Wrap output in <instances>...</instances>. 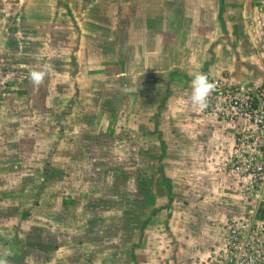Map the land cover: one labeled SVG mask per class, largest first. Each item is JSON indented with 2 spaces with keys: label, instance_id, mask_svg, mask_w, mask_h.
I'll list each match as a JSON object with an SVG mask.
<instances>
[{
  "label": "crops",
  "instance_id": "crops-1",
  "mask_svg": "<svg viewBox=\"0 0 264 264\" xmlns=\"http://www.w3.org/2000/svg\"><path fill=\"white\" fill-rule=\"evenodd\" d=\"M95 1L97 0H52L50 5L59 7H48L46 0L38 2L40 5L29 3L24 20L29 25L36 24L49 30L53 36V30H63L66 27L73 29L74 21L77 25H82L86 32L90 29L91 34L98 26L100 30V24L109 23L114 27L116 40L112 41L115 45L112 42L104 52L102 63H98L97 73L101 78L113 77L116 80V90L113 93L115 98L109 99L108 94L104 95L106 101L110 100L109 103H113L118 112L114 120L110 151L113 149L115 154L116 174L120 172L117 166H121L124 172L121 176L127 178L125 181L115 180L114 186L110 183L111 189L115 190L114 194L108 195L102 191L99 195L90 196L96 198L93 206L90 205L91 199L89 204L79 205L80 198L64 194L68 192L63 189L62 181L71 172L76 173L74 166L78 162L84 163L83 160L74 159L76 148L79 149L82 144L80 149L84 153H91L94 140L88 142L85 137L82 140L88 129L82 120L73 121V116L70 119L71 114L67 109H64L66 114L63 117L68 116V119L59 125L53 124V119L49 120L51 116L57 117V112L43 115L37 101L40 94L29 82L27 70L25 78H14V87H11L0 105V123L8 120L9 114L18 115L14 124L18 123L15 131L20 138L17 137L16 141V148L19 150L16 154L18 161L13 165L16 168L8 167L7 172L1 169L3 178H0V187L3 188H0V204L4 210L0 216V254L5 250L11 252L10 247L14 246L13 255L17 257V244H25L26 241L38 247L42 236L49 237V242L53 237L57 242L58 236L50 233L45 235L36 226V221L35 227L31 228L34 223L31 213L33 205L28 203L31 193H34V197L39 187L47 186V191L53 188L51 196L46 197L45 190L41 189L39 195L47 203L57 206L59 211L70 212L73 208L82 211L85 208L88 220L91 213L100 214L105 211L110 217L113 215L112 223L116 233L121 236L120 242L126 240L128 230L135 237L126 241L130 248H124V251L129 248L126 252L130 253L131 262L132 257L134 261L137 260L141 250L145 248L151 252L155 249L168 262L173 259L192 264L198 258H205L211 252L207 251L214 242L213 250L218 245L219 224H211L210 220L221 213H239L242 207L226 190L229 179L211 176V160L228 154L231 147L230 136L226 128L215 124L212 119H200L198 110L187 102L191 93V80L197 72L222 74L235 82L250 86L264 77L262 39L248 30L251 28L250 24L256 25L258 9L254 8V2L259 0H100L98 4ZM111 3L116 5L114 15H106V8H110L108 4ZM80 4H86L92 14L97 9L95 14L99 16V23L91 17L78 22L73 13L76 9L74 5ZM159 7H162V12H156ZM120 64L123 67H119ZM65 73L62 76L67 77L68 74ZM2 74L0 71V76ZM143 86L150 88L153 93H146L140 100L132 92ZM22 87L25 90L16 92L17 88ZM53 96L55 98L52 99L57 100L59 92H54ZM68 96L67 99L71 97ZM16 97L23 99L24 107L30 105L31 108L5 106V102L9 99L12 102ZM142 99L151 108L146 112L145 121L138 120L135 113L139 111L137 104ZM80 112H83L80 116L85 114L84 110L80 109ZM111 115L115 116L114 113L109 114ZM118 119L120 124H117ZM179 119H183L185 123L175 122ZM106 120L105 126L111 132V118ZM153 137L155 142L152 141ZM27 139L29 142L24 144ZM149 140L152 141L150 146ZM160 141L163 151L158 162ZM134 147L136 151L131 153ZM157 163L160 164V170L156 167ZM3 164L0 159V166ZM71 164H74L73 169L72 166L71 169L68 168ZM141 164L144 168L140 167ZM162 173L169 181V201L165 186L160 180ZM2 180H6V183ZM188 181H194L195 194L188 192L190 186H185ZM32 182L36 189L30 191ZM186 196L198 199L189 201ZM20 198H25V201ZM177 209L180 211L176 219L179 223L172 226L173 211L176 212ZM189 209L196 215L187 217ZM192 219L195 221L189 223ZM88 220L80 224L84 230L91 225ZM110 220L108 217L99 219V226ZM95 224L98 225V222ZM32 237L35 240L33 242L29 240ZM55 242L50 244H58ZM54 253L49 250L44 258L35 253L36 260L25 257L24 263L46 261ZM103 255L98 264L107 263L108 258ZM147 259L152 261L148 263L156 264L153 258Z\"/></svg>",
  "mask_w": 264,
  "mask_h": 264
},
{
  "label": "rangeland",
  "instance_id": "rangeland-1",
  "mask_svg": "<svg viewBox=\"0 0 264 264\" xmlns=\"http://www.w3.org/2000/svg\"><path fill=\"white\" fill-rule=\"evenodd\" d=\"M40 1L41 0H0V71L3 72V70H5L9 74H13L14 78H25V72L27 70L26 74L31 70L41 69L45 64L50 66L51 71L46 76L44 84L40 87H35L34 89L40 94L37 101L39 102V107L42 108L43 115H50V113L53 114L57 112V117L51 116L49 120L53 119V124L55 123V125H59L68 119V116L63 117V115L66 114L64 109H67L71 114L70 119L73 116V121L76 120L79 122L82 120L88 129V133L83 134L82 140H84V137L88 142L94 140L92 146L93 151H91V153H84V151L80 149L82 144H80L79 149L76 148L73 155L74 159H79V161L83 160L84 163L78 162L76 166H74L76 173L73 174L71 172V174L66 176L65 180L62 181L63 189L68 192L64 194L66 196H69L70 194L76 198H80L79 205L89 204L91 199L90 205L93 206V203L95 202L94 199L96 198H91L90 196H94L95 194L99 195L102 191H105L108 195L114 194L115 190L111 189L110 183L114 186L115 180L125 181L127 178L121 176L124 174L121 166H117V168L120 169V172L117 173L119 176L116 174L115 165L117 164L115 163V154L113 149L110 151L114 137V120L118 116V112L114 108V104L109 103L110 100L106 101L104 95L105 93L108 94L110 96L109 99L115 98L113 97L115 96L113 93L114 90H116V80L113 79V77L101 78L102 76L100 77L97 73L99 70L98 65L102 63L104 52L112 44V39L114 41L116 40V32L112 25L105 23L100 24V30L98 26L96 31L91 34L89 32L91 31L90 29L86 32L85 29H82L84 28L82 25H77L74 21L73 29L66 27L63 30H53L55 32V36H53L49 30L42 29L36 24L29 25L27 21L24 20V16L28 12L27 5L29 3L40 5L41 3H38ZM99 1L100 0H97L95 2L98 4ZM105 1L114 2V0ZM46 2L48 3V7L55 5H50L52 0H46ZM96 3L94 6L97 8ZM254 5L256 6L253 7L258 9V20H255V26L250 24L251 28H248V30L250 33L256 34L257 38L260 37L262 39L261 44L264 45V2L256 1L254 2ZM55 6L59 7V5ZM74 6L76 9L73 13V17L77 19L78 22H84V20L86 21L91 17L97 19L99 23V16L95 14L97 9L93 10L95 13L93 12L92 14L86 4ZM108 6L110 8H106L105 14L114 15L116 5L111 3L108 4ZM118 11L120 10L118 9ZM156 12H162V7H159ZM38 18L42 19L43 17ZM58 39L60 40L57 41ZM37 56L40 57L39 61L36 59ZM119 67H123V65L120 64ZM12 69L15 70V74L12 73ZM65 72L68 74L67 77L62 76L66 75ZM51 82L54 83L51 84ZM13 91H15V89ZM53 91L55 93L57 91L59 92L57 100L52 99V97L55 98V96H53ZM132 93L136 95V97H140L141 100L143 95L153 92L152 90L150 92V88H145L143 86L138 89V91L135 90ZM68 95H71V97L67 99ZM11 99H13V97ZM11 99L5 102V106L27 109L31 108L30 105L28 107L23 106V99L16 97L15 100L10 102ZM127 99L129 98L127 97ZM143 99L142 102L139 100V103L137 104L139 105V111L135 113L137 114L136 118L138 117V120L142 119V121H145L146 112L151 108ZM34 100L35 99L33 98V102ZM80 109L85 112L83 116L79 115L83 113L80 112ZM110 113H114L115 116H109ZM138 114L141 115L138 116ZM9 116L8 120L0 123V159L4 162V164L0 166V178H3L1 169H5L4 172H7L6 170H9L8 167H11V169L16 168V166L13 165L16 160L18 161L16 154L19 150L16 148V141L17 137L18 139L20 138L18 136L19 133H16L15 131V125H18V123L14 124L18 119V115L12 116L9 114ZM45 117L47 118L49 116ZM108 118H111L110 122L113 123L111 132L108 131L105 126L107 122L106 119ZM175 122H178V124L185 123L183 119L176 120ZM128 123L129 121L127 124ZM117 124H120L119 119L117 120ZM145 124L146 123L143 125L145 126ZM119 136L120 134L118 135V141ZM29 139H27L24 144H27ZM152 141L155 142L154 137ZM152 141H148V146L152 144ZM135 151L136 147L131 150V153H135ZM143 151H146V149ZM140 157H142L141 154ZM7 161H9V163H7ZM10 161H12L11 164ZM72 165L74 164L68 165V168L71 169ZM140 167L144 168L142 164ZM122 168L124 167L122 166ZM30 175H32V173ZM30 175H27V177L30 178ZM211 176H213V178L219 177L215 172H211ZM2 181L6 183V180ZM29 182L31 183V181ZM199 182L200 181H198V183ZM1 184L2 182H0V185ZM188 185L190 186L188 192L191 191L195 194L196 187L194 181H188L185 186L187 187ZM0 188L3 187L1 186ZM39 188L43 191L45 190L46 197L51 196L53 188L48 191L46 190L47 186ZM35 189L36 186H34V182H32L30 191ZM40 189L36 190V196L34 197V193H31V198L28 202L31 206L33 205L31 213H33L34 223L31 228L35 227L36 221V226L39 229H42V232L45 235L52 234L58 236V244L51 245L50 242H55L54 238L52 237V240L50 239L49 242V237L46 236L39 238L41 240L38 247H35L32 243H26V241H24L25 244H17V248L19 249V252L16 253L17 257L13 255L14 246H11V256L7 257L9 264H30L24 263L25 257H32L36 260L37 258L34 257V254L36 253V256L39 254L44 258L45 253L49 254V250L55 252L53 256L48 257L46 261H38L36 264H98L100 259L103 258L100 257L102 254H104V257L106 256V258H108L106 264H151L148 262L152 261H148L147 258H153L156 264H187L186 262L182 263L180 260L176 261L173 259L168 262L165 257H162V255L155 249L154 252H151L145 248L141 250L137 260L134 261V258L132 257L131 262L130 253L128 252L127 254L126 252L130 246L128 244L129 242L127 243L126 241L130 238L135 239V237L128 230L126 240L124 237L123 241H125L121 243V236L119 233H116L114 224L112 223V219H114L113 215L110 217L109 213L105 211L100 214L91 213L89 221V215L85 208L82 211L78 208H73L70 212L59 211L57 206L51 205L49 202L47 203L44 197L39 195ZM203 189H205V186ZM178 190L181 189L179 188ZM83 195H87V197H84ZM186 197L190 199L189 201H197L198 199L193 196ZM20 200L25 201V198H20ZM8 209L9 208H7V212ZM3 210L4 208L0 204V216L2 215L1 213H3ZM191 212L194 211L189 209V215L187 217L196 215ZM173 213L174 217L171 225L175 226L179 223L176 219L178 218L180 211L177 209L176 212L173 211ZM106 217L111 220L99 226V219H104ZM86 220H88L87 222H90L91 225L84 230L83 226L80 224ZM194 221L195 219H192L189 223ZM96 222H98V225L95 224ZM32 230L34 231V229ZM18 237L20 238V236ZM14 240L17 242L15 237ZM29 240L32 242L35 241L33 237ZM127 246L129 248L124 251V248H127ZM214 247L215 242L207 252H212ZM102 251L105 253H101ZM85 253H87V256ZM0 256H3V253L0 254ZM164 260L165 262H162ZM199 261L200 258L195 260L194 263H191L198 264Z\"/></svg>",
  "mask_w": 264,
  "mask_h": 264
},
{
  "label": "built area",
  "instance_id": "built-area-1",
  "mask_svg": "<svg viewBox=\"0 0 264 264\" xmlns=\"http://www.w3.org/2000/svg\"><path fill=\"white\" fill-rule=\"evenodd\" d=\"M206 75L216 87L198 117L226 128L231 141L227 155L211 160V172L229 179L226 190L242 210L210 220L219 224L218 245L198 264H264V77L247 86Z\"/></svg>",
  "mask_w": 264,
  "mask_h": 264
},
{
  "label": "clouds",
  "instance_id": "clouds-1",
  "mask_svg": "<svg viewBox=\"0 0 264 264\" xmlns=\"http://www.w3.org/2000/svg\"><path fill=\"white\" fill-rule=\"evenodd\" d=\"M36 59L39 61L40 57ZM51 71L49 65H43L39 70H31L27 74V78L33 87H40L44 84L46 76ZM215 84L210 82L207 75L204 73H194L191 80V93L187 102L196 110H203L208 106V98L215 90ZM11 252L5 250L3 256H0V264H9L7 259Z\"/></svg>",
  "mask_w": 264,
  "mask_h": 264
},
{
  "label": "trees",
  "instance_id": "trees-1",
  "mask_svg": "<svg viewBox=\"0 0 264 264\" xmlns=\"http://www.w3.org/2000/svg\"><path fill=\"white\" fill-rule=\"evenodd\" d=\"M12 73L15 74V70L12 69ZM3 74L1 75V77L3 78L2 80H0V105L2 103V101L4 100V97L8 95V92L9 90L11 89V87H14L13 86V82H14V75L12 74H9L7 73L5 70H3L2 72ZM19 87V86H18ZM21 89L25 90V87H22V88H17L16 92H19ZM160 149H161V153L160 155L158 156L157 158V161L161 158V155H162V151H163V145H162V141H160ZM159 162V161H158ZM157 169L160 170V164L157 163ZM161 182L164 184L165 186V190H166V193H167V198H168V201L170 200V185H169V181L168 179L163 175H161V178H160ZM66 200V199H65ZM63 202V201H62Z\"/></svg>",
  "mask_w": 264,
  "mask_h": 264
},
{
  "label": "flooded vegetation",
  "instance_id": "flooded-vegetation-1",
  "mask_svg": "<svg viewBox=\"0 0 264 264\" xmlns=\"http://www.w3.org/2000/svg\"><path fill=\"white\" fill-rule=\"evenodd\" d=\"M82 1H84V0H82ZM259 1L264 2V0H259Z\"/></svg>",
  "mask_w": 264,
  "mask_h": 264
}]
</instances>
